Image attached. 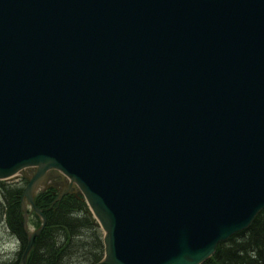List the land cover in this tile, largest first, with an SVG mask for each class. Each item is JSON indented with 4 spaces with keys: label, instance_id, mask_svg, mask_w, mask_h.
<instances>
[{
    "label": "water",
    "instance_id": "obj_1",
    "mask_svg": "<svg viewBox=\"0 0 264 264\" xmlns=\"http://www.w3.org/2000/svg\"><path fill=\"white\" fill-rule=\"evenodd\" d=\"M62 172L96 264H201L264 208V0H0V179ZM33 232L21 257L31 250Z\"/></svg>",
    "mask_w": 264,
    "mask_h": 264
},
{
    "label": "trees",
    "instance_id": "obj_2",
    "mask_svg": "<svg viewBox=\"0 0 264 264\" xmlns=\"http://www.w3.org/2000/svg\"><path fill=\"white\" fill-rule=\"evenodd\" d=\"M21 188L11 183H0L1 198L8 212V226L25 245L19 207ZM54 192V189L47 190L36 200L39 207L50 209L44 211L47 224L36 238L27 264H74L79 252L83 256V264L98 261L103 253L101 232L92 223L85 203L67 195L59 203L52 204ZM5 264H17V261ZM203 264H264V209L247 229L219 243L212 257Z\"/></svg>",
    "mask_w": 264,
    "mask_h": 264
},
{
    "label": "rangeland",
    "instance_id": "obj_3",
    "mask_svg": "<svg viewBox=\"0 0 264 264\" xmlns=\"http://www.w3.org/2000/svg\"><path fill=\"white\" fill-rule=\"evenodd\" d=\"M33 171H27L26 175H32ZM20 176H18L17 178H14L12 181H18L20 180ZM52 184L60 187L59 189L63 188L64 183L63 182H59L58 177H54L53 179H51ZM59 183V185L57 184ZM3 207L0 206V208ZM1 218L3 221V215L0 212V261H3V258H10L12 257V255L16 252L18 244L16 242V240L11 236V234H9L8 229H6V226H4V224L1 222ZM84 231V230H83ZM82 255L81 252H79L78 256L76 255L74 260H79L80 262H82Z\"/></svg>",
    "mask_w": 264,
    "mask_h": 264
},
{
    "label": "bare ground",
    "instance_id": "obj_4",
    "mask_svg": "<svg viewBox=\"0 0 264 264\" xmlns=\"http://www.w3.org/2000/svg\"><path fill=\"white\" fill-rule=\"evenodd\" d=\"M0 212H1V214L3 215V216H8V212H7V208H5V207H1L0 208ZM15 256H16V258H18L19 257V253H15ZM3 260L4 261H7V258L5 257V258H3ZM84 261V260H83ZM80 262L79 260H76L75 261V263L74 264H83L84 262Z\"/></svg>",
    "mask_w": 264,
    "mask_h": 264
}]
</instances>
